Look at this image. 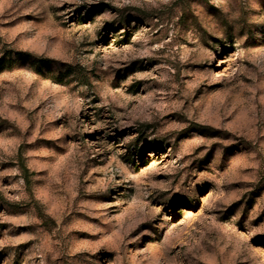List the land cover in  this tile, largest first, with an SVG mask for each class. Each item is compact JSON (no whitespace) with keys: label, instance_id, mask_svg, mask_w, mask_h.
Here are the masks:
<instances>
[{"label":"rangeland","instance_id":"374dc122","mask_svg":"<svg viewBox=\"0 0 264 264\" xmlns=\"http://www.w3.org/2000/svg\"><path fill=\"white\" fill-rule=\"evenodd\" d=\"M0 264H264V0H0Z\"/></svg>","mask_w":264,"mask_h":264},{"label":"trees","instance_id":"16d2710c","mask_svg":"<svg viewBox=\"0 0 264 264\" xmlns=\"http://www.w3.org/2000/svg\"><path fill=\"white\" fill-rule=\"evenodd\" d=\"M2 62V59H0V63Z\"/></svg>","mask_w":264,"mask_h":264}]
</instances>
